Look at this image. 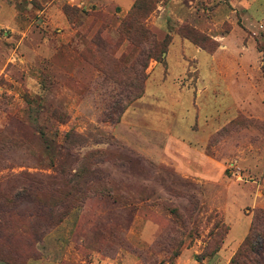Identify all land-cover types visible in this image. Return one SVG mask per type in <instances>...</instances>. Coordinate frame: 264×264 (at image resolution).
<instances>
[{
    "label": "rangeland",
    "instance_id": "374dc122",
    "mask_svg": "<svg viewBox=\"0 0 264 264\" xmlns=\"http://www.w3.org/2000/svg\"><path fill=\"white\" fill-rule=\"evenodd\" d=\"M136 1L0 0V193L47 203L0 264H230L264 211V0Z\"/></svg>",
    "mask_w": 264,
    "mask_h": 264
},
{
    "label": "trees",
    "instance_id": "16d2710c",
    "mask_svg": "<svg viewBox=\"0 0 264 264\" xmlns=\"http://www.w3.org/2000/svg\"><path fill=\"white\" fill-rule=\"evenodd\" d=\"M143 2L142 0H137L135 2L132 8V14L135 15V13L143 10ZM148 31L149 30H144L146 36H153ZM151 41L153 55L150 57L154 55L161 57L167 49L166 40L159 42L156 40L154 41L152 38ZM145 67L147 68L146 65ZM20 176L34 177L29 173H21ZM9 184L8 182V186L5 187L2 194L0 193V240L4 241H9L13 235H15V232H13L11 228L9 229L11 219L16 216H32V211H37L38 215L43 216L45 215L43 211H47V203L41 194V187H39L40 182L38 180L26 181V183H23V185L11 195L6 193ZM258 235L264 238V211H258L256 213L248 236L231 259L230 264H247L254 262V258L252 259L251 257L252 254H256L261 258V260L255 261L257 264H264L262 263L264 260V246L260 251L253 248V240ZM0 256H5V254L0 252Z\"/></svg>",
    "mask_w": 264,
    "mask_h": 264
},
{
    "label": "crops",
    "instance_id": "0c3cea01",
    "mask_svg": "<svg viewBox=\"0 0 264 264\" xmlns=\"http://www.w3.org/2000/svg\"><path fill=\"white\" fill-rule=\"evenodd\" d=\"M130 2V0H126V2L125 3H129ZM253 5V4H252ZM253 7H254V9H253ZM253 7H252V10H251V15L252 14H254V15H257V14H263V20H262V22H264V4H263V8L262 9H260V7H262V6H260L259 4H258V1H257V3L256 4H254L253 5ZM253 21H256V22H258V20H255V18H254V20Z\"/></svg>",
    "mask_w": 264,
    "mask_h": 264
}]
</instances>
